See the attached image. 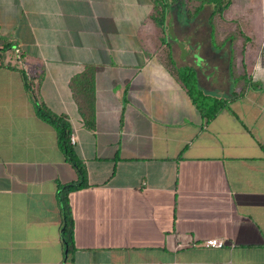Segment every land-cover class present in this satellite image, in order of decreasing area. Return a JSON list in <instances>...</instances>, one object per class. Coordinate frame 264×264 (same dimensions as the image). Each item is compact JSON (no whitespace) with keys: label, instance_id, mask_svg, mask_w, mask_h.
Listing matches in <instances>:
<instances>
[{"label":"crops","instance_id":"0c3cea01","mask_svg":"<svg viewBox=\"0 0 264 264\" xmlns=\"http://www.w3.org/2000/svg\"><path fill=\"white\" fill-rule=\"evenodd\" d=\"M151 10L150 0H0V36L13 43L0 55V264L63 263L58 189L79 179L27 80L66 117L85 168L87 184L68 194L69 264H264V0H243L222 47L186 37L189 57ZM164 41L205 94L227 101L217 115L202 117ZM87 67L93 128L69 85ZM209 238L223 246H203Z\"/></svg>","mask_w":264,"mask_h":264},{"label":"trees","instance_id":"16d2710c","mask_svg":"<svg viewBox=\"0 0 264 264\" xmlns=\"http://www.w3.org/2000/svg\"><path fill=\"white\" fill-rule=\"evenodd\" d=\"M152 3V10L150 13V19L160 28L161 33L164 36H168V16L171 12V8L179 0H150ZM186 6L193 4V10L187 8L188 17L194 18L199 14L205 5L210 6L209 23L211 33L217 45L222 47L227 41H231L232 31L231 27H225L227 23H224L225 12L231 5V0H185ZM217 26H219L217 28ZM163 48V56L167 62L168 68L185 89L189 95L192 103L199 110L202 117L206 120L217 115L226 104V100L223 98L211 96L205 94L198 86L196 81L195 71L190 67H178L172 57L169 43L165 42ZM13 46L12 42H7L0 36V55L2 52L11 49ZM19 56L22 57L19 51ZM253 82H249V85ZM70 88L73 91L75 101L78 104L80 113L84 119L85 125L88 128H93L94 123V76L91 68L87 67L83 73L76 75L71 78L69 82ZM251 85V86H252ZM27 89L34 99L35 109L37 115L46 123L53 126L57 131V140L59 147L63 151L65 158L71 163L76 170L79 179L75 182H69L59 185L58 199L62 205L63 211V240L65 246L67 245V256L64 257L63 264H69L70 256L73 249L72 245V233H73V222L69 212L68 194L70 191L75 190L79 187L85 186L86 176L83 162L79 159L70 143L71 129L66 117L63 115L55 114L50 111L42 102H40L33 94L31 88V82L26 81ZM35 97V98H34Z\"/></svg>","mask_w":264,"mask_h":264},{"label":"rangeland","instance_id":"374dc122","mask_svg":"<svg viewBox=\"0 0 264 264\" xmlns=\"http://www.w3.org/2000/svg\"><path fill=\"white\" fill-rule=\"evenodd\" d=\"M236 3L239 6V10L233 9V7H231L230 5V7L225 12L226 19L223 22V24L227 23L225 27H231V16L237 15L238 13H243V10H241V8H243V0H237ZM187 8L191 10L193 8V4H190V6H186L185 0H179L171 8V12L168 16V33L171 35L173 41L180 40L182 44L187 47L188 52H186L185 55L189 57L190 52H193V48L191 46L194 43L187 44L188 40L186 39V37H204L206 34L208 35L211 33L209 23L211 10L209 5H205L203 10H201L197 16H195L194 18H190L187 14ZM218 27L219 26H217V28Z\"/></svg>","mask_w":264,"mask_h":264},{"label":"built area","instance_id":"2783aa9c","mask_svg":"<svg viewBox=\"0 0 264 264\" xmlns=\"http://www.w3.org/2000/svg\"><path fill=\"white\" fill-rule=\"evenodd\" d=\"M70 142H75V137L73 135L70 136ZM224 241L221 238H209L203 242V246L205 247H213L220 248L223 246Z\"/></svg>","mask_w":264,"mask_h":264},{"label":"water","instance_id":"95a60500","mask_svg":"<svg viewBox=\"0 0 264 264\" xmlns=\"http://www.w3.org/2000/svg\"><path fill=\"white\" fill-rule=\"evenodd\" d=\"M16 51H17V48H16ZM63 233H64V228L61 230L62 236H63ZM66 256H67V245L65 246V249H64V257H66ZM63 263H64V260H63Z\"/></svg>","mask_w":264,"mask_h":264}]
</instances>
